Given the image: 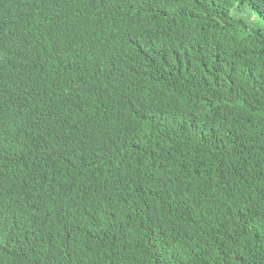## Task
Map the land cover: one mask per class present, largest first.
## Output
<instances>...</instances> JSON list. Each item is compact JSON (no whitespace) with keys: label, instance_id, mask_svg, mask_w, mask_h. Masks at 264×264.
Returning <instances> with one entry per match:
<instances>
[{"label":"clouds","instance_id":"obj_1","mask_svg":"<svg viewBox=\"0 0 264 264\" xmlns=\"http://www.w3.org/2000/svg\"><path fill=\"white\" fill-rule=\"evenodd\" d=\"M183 7V0H0V264H105L85 225L129 207L136 191H153L140 185L147 179L154 190L172 186L169 148L187 113L171 109L175 92L157 76L140 39L159 16L171 30L192 25ZM205 8L209 18L237 23L234 7L222 14L207 0ZM147 93L159 102L144 105ZM118 98L136 115L149 107L162 127L119 116ZM108 112L128 122L112 135ZM86 118L102 124L100 149L109 154L66 200L53 160L67 133L86 128ZM195 212L189 197L168 211L169 239L148 254V264H225L200 246L189 261L179 257L170 233L192 229Z\"/></svg>","mask_w":264,"mask_h":264},{"label":"trees","instance_id":"obj_2","mask_svg":"<svg viewBox=\"0 0 264 264\" xmlns=\"http://www.w3.org/2000/svg\"><path fill=\"white\" fill-rule=\"evenodd\" d=\"M206 1L183 0L185 21L192 25L171 30L159 16L140 39L159 68L157 76L175 92L171 109L187 118L182 136L169 148L172 186L154 190L147 179L140 185L153 191H136L132 205L108 212L99 225H85L99 239L89 243L105 264H148V254L169 239V231L163 233L170 228L168 211L187 197L196 211L194 225L186 234L170 233L181 260L192 259L200 246L219 253L225 264H264V0H213L222 14L236 8V24L209 18ZM134 61L132 56L124 68ZM157 102L158 94L142 97L146 106ZM116 103L119 116L162 127L149 107L136 115L122 98ZM103 115L109 135L128 123ZM101 126L86 118V128L67 133L54 157L66 200L91 181L100 157L106 161L109 151L100 149L97 134Z\"/></svg>","mask_w":264,"mask_h":264}]
</instances>
